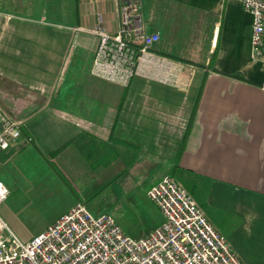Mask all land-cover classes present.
<instances>
[{
    "label": "crops",
    "instance_id": "1",
    "mask_svg": "<svg viewBox=\"0 0 264 264\" xmlns=\"http://www.w3.org/2000/svg\"><path fill=\"white\" fill-rule=\"evenodd\" d=\"M121 2L60 0L56 17L40 16L38 0L32 16L0 10V133L10 121L22 133L0 148L1 166L46 178L49 168L60 184L52 193L75 198L62 215L77 204L91 211L74 171L106 186L171 176L244 264H264V63L253 57V15L240 0H141L145 31L161 34L154 51L193 74L186 89L142 78L124 87L91 73L92 31L101 15L115 33Z\"/></svg>",
    "mask_w": 264,
    "mask_h": 264
},
{
    "label": "built area",
    "instance_id": "2",
    "mask_svg": "<svg viewBox=\"0 0 264 264\" xmlns=\"http://www.w3.org/2000/svg\"><path fill=\"white\" fill-rule=\"evenodd\" d=\"M240 1L253 15V57L264 63V0ZM141 17V0H122L115 33L99 16L92 31L99 38L92 75L124 87L142 78L186 89L185 75L191 77L193 69L156 53L161 34L146 32ZM21 136L19 123L8 122L0 133V148L8 149ZM8 194L0 180V206ZM147 195L164 220L137 240L126 235L113 216L95 215L84 204L72 207L29 241L20 239L0 216V264H244L174 178L165 176Z\"/></svg>",
    "mask_w": 264,
    "mask_h": 264
},
{
    "label": "rangeland",
    "instance_id": "3",
    "mask_svg": "<svg viewBox=\"0 0 264 264\" xmlns=\"http://www.w3.org/2000/svg\"><path fill=\"white\" fill-rule=\"evenodd\" d=\"M0 4H4L0 5L2 11L23 16L33 14V0H24L13 6L8 0H0ZM38 5L40 16H59L60 0H38ZM5 154L3 152L0 155V179L6 183L9 194L0 206V216L20 239L29 241L54 223L75 198L69 191L63 196L52 193L55 186L59 187L60 184L49 168H46L49 171L46 178V175L41 174L42 170L28 171L24 164L1 166ZM69 178L73 189L83 200L90 199L109 182L104 178H95L91 171L84 170L74 171ZM54 180L57 185L52 184H55ZM156 184L147 175L113 183L107 185L105 191L95 196L88 205L95 215L113 216L125 234L137 240L149 235L163 223L160 210L147 197L148 191Z\"/></svg>",
    "mask_w": 264,
    "mask_h": 264
},
{
    "label": "trees",
    "instance_id": "4",
    "mask_svg": "<svg viewBox=\"0 0 264 264\" xmlns=\"http://www.w3.org/2000/svg\"><path fill=\"white\" fill-rule=\"evenodd\" d=\"M196 107H197V103H196ZM106 187H107V186H104V187L101 189V191L98 192V193H96L94 196H92L90 200H93V199L95 198V196H97V195L100 194L102 191H104Z\"/></svg>",
    "mask_w": 264,
    "mask_h": 264
}]
</instances>
